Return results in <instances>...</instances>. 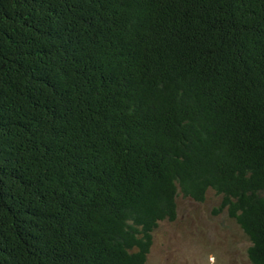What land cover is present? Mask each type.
Returning <instances> with one entry per match:
<instances>
[{
    "label": "trees",
    "instance_id": "1",
    "mask_svg": "<svg viewBox=\"0 0 264 264\" xmlns=\"http://www.w3.org/2000/svg\"><path fill=\"white\" fill-rule=\"evenodd\" d=\"M210 194L264 264V0H0V264H149Z\"/></svg>",
    "mask_w": 264,
    "mask_h": 264
},
{
    "label": "rangeland",
    "instance_id": "2",
    "mask_svg": "<svg viewBox=\"0 0 264 264\" xmlns=\"http://www.w3.org/2000/svg\"><path fill=\"white\" fill-rule=\"evenodd\" d=\"M215 196L207 202L181 197L178 218L162 222L149 264H253L250 241L226 215L213 217Z\"/></svg>",
    "mask_w": 264,
    "mask_h": 264
}]
</instances>
